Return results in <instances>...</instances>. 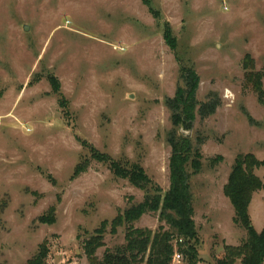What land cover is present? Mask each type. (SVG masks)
<instances>
[{
	"label": "rangeland",
	"instance_id": "obj_1",
	"mask_svg": "<svg viewBox=\"0 0 264 264\" xmlns=\"http://www.w3.org/2000/svg\"><path fill=\"white\" fill-rule=\"evenodd\" d=\"M148 1L0 0V264H25L43 243L47 264H88L82 241L104 221L96 257L124 245L125 226L111 233L110 223L146 191L116 177L92 149L138 166L165 193L172 131L200 156L199 172L188 168L198 264H217L225 246L246 239L223 187L238 155L264 160V0ZM182 70L199 80L186 130L166 106L183 87ZM250 71L263 75L261 100ZM209 101L219 106L202 118ZM260 202L258 193L256 232ZM45 215L53 224L38 221ZM133 227L168 229L158 213ZM172 244L180 255L172 264H185L183 243Z\"/></svg>",
	"mask_w": 264,
	"mask_h": 264
},
{
	"label": "trees",
	"instance_id": "obj_2",
	"mask_svg": "<svg viewBox=\"0 0 264 264\" xmlns=\"http://www.w3.org/2000/svg\"><path fill=\"white\" fill-rule=\"evenodd\" d=\"M142 2L149 5L148 0ZM243 68L252 70L253 61L249 57L245 58ZM246 76L261 100L263 75L250 71ZM181 80L183 87L177 89L173 99L167 100L166 106L173 111L174 127L179 126L186 130L190 129L195 118L194 111L197 105L195 94L199 80L196 73L191 70H182ZM50 81L54 92L57 93L59 89L57 82L54 79ZM218 106L217 101L204 103L200 105L199 115L206 118L214 114ZM167 141L171 146L170 186L165 193H162L138 166L132 165L127 168L92 149L99 161L107 164L116 177L127 179L134 187L145 190L146 194L141 203L125 210L110 223L111 233H115L118 227L125 226L124 245L113 251H106L102 259L96 257V251L104 246L106 221L94 231L93 236L82 241L83 253L88 264H172L175 253L172 244L174 239L183 243L180 253L184 257L185 264H198L197 232L193 221L188 168H191L193 173H198L200 156L197 151L192 150L190 139L176 136L174 131L168 135ZM86 165L81 169L79 167L75 169L73 179L85 171ZM261 167H264V162L259 161L253 154L238 155L234 160L227 183L223 187V194L233 207V222L246 232V239L239 246H225V256L218 260L217 264H263L264 227L260 232H256L248 212L253 194L264 190V183L255 174V170ZM148 186L153 194L147 190ZM147 213H158L159 221L165 222L168 229L160 227L153 233L148 229L134 228L133 224ZM46 219L45 215L38 221L48 225L53 224L51 218L49 221ZM48 251L47 243L41 244L37 253L25 264H47Z\"/></svg>",
	"mask_w": 264,
	"mask_h": 264
},
{
	"label": "crops",
	"instance_id": "obj_3",
	"mask_svg": "<svg viewBox=\"0 0 264 264\" xmlns=\"http://www.w3.org/2000/svg\"><path fill=\"white\" fill-rule=\"evenodd\" d=\"M258 160H259V159H258ZM259 161L264 162V160H259ZM261 169H263V167H261V168L255 170V174L257 173V171H260ZM260 174H261V176H262V179H264V174H262V171L260 172ZM256 176H257V175H256ZM258 177L260 178V176H258ZM260 179H261V178H260ZM262 179H261V180H262ZM260 192H261V193H260ZM258 193H259V195H260V200H261V202H262V200L264 199V190H262V191H258V192H256V193L253 194L252 199H251V202H250V205H249V208H248L249 216H250V208H251V206H252L253 201L255 200V197L258 195ZM261 202H260V203H261ZM250 219H251V216H250Z\"/></svg>",
	"mask_w": 264,
	"mask_h": 264
},
{
	"label": "built area",
	"instance_id": "obj_4",
	"mask_svg": "<svg viewBox=\"0 0 264 264\" xmlns=\"http://www.w3.org/2000/svg\"><path fill=\"white\" fill-rule=\"evenodd\" d=\"M180 259V255L179 254H174V256H173V262H175V261H178Z\"/></svg>",
	"mask_w": 264,
	"mask_h": 264
}]
</instances>
